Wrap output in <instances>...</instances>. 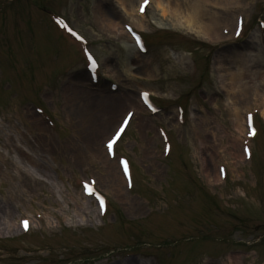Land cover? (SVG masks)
<instances>
[{
  "label": "rangeland",
  "instance_id": "obj_1",
  "mask_svg": "<svg viewBox=\"0 0 264 264\" xmlns=\"http://www.w3.org/2000/svg\"><path fill=\"white\" fill-rule=\"evenodd\" d=\"M93 2L0 0V264H264L263 103L256 93L237 100L242 115L254 113L258 132L247 139L233 124L214 64L218 54L252 45L264 68V0H240L245 9L234 14L225 9L230 26L236 15L245 23L239 36L227 26L214 42L161 16L150 1L145 27H134L147 46L142 53L102 29ZM105 2L101 13L126 19L115 0ZM47 10L83 43L55 29ZM86 54L97 59L94 82ZM77 75L104 96L82 115L69 106ZM141 88L157 112L140 104ZM126 110L130 127L109 150ZM119 155L130 161L131 182L120 174ZM83 181L104 196L103 211Z\"/></svg>",
  "mask_w": 264,
  "mask_h": 264
},
{
  "label": "bare ground",
  "instance_id": "obj_2",
  "mask_svg": "<svg viewBox=\"0 0 264 264\" xmlns=\"http://www.w3.org/2000/svg\"><path fill=\"white\" fill-rule=\"evenodd\" d=\"M118 8L123 11V17L125 20H117L116 13L113 10H108L107 12L101 13L100 7L103 2H97L94 0L93 10L96 12L95 17L99 20L102 29H107L108 34L113 35L118 40H123L124 42L129 43L131 41L130 34L124 29V22L131 24L137 29H142L145 27V14L139 12L137 7L132 4L133 0H115ZM149 8L154 6L159 10L161 16H165L166 13L173 19L176 24L180 26H185L186 29L192 30L198 37L208 40L209 42L218 41L222 39L225 35L222 31L227 26L230 27V30L234 28L236 16L233 19V27L230 26V19L228 17L222 16V13L228 11L230 14H234L237 11L244 10V4H240V0H150ZM208 3L213 5H223L221 8L222 11H211L207 8ZM214 8L216 6H213ZM106 9V8H105ZM99 11V14H98ZM124 21V22H123ZM153 23H159L158 20L154 19ZM131 46V43H130ZM252 49H256L252 45L247 46V51L244 49H237L235 52H229L226 54H218L214 59V64L221 78L222 87L227 93V97L231 102V114H233V124L238 129V131L243 130L244 127V114L242 115L241 108H237V100L239 97L250 98L252 95H258L260 101L263 103V108L261 110V115L264 116V68L259 65V56L252 54ZM134 56H129V64L132 66L135 64L138 59L136 58L137 52H134ZM85 75V74H84ZM256 78L259 85L252 79ZM90 82V81H89ZM87 79H81L79 75L76 76L74 82L72 83L74 94L71 96L69 101L70 108H75L76 112L82 115V108H87L94 106L101 102L102 96L101 92L95 90L91 83ZM80 94H78V89H80ZM262 89H260V88ZM87 89V97L81 99L82 92L84 89ZM143 89V88H141ZM76 90V91H75ZM76 93V94H75ZM108 95V94H107ZM110 96V95H109ZM73 97V99H72ZM127 100L132 101L135 104L133 98H127ZM77 107V108H76ZM138 107V106H137ZM139 109V107H138ZM74 112V111H73ZM125 114H123L124 116ZM122 118V117H121ZM120 121V120H119ZM131 124V122H130ZM130 124L126 128L128 131ZM123 133V134H126ZM123 136V135H122ZM121 136V137H122ZM113 164V163H112ZM111 164V165H112ZM111 166H109L110 168ZM117 168V166H116ZM217 172V168H216ZM121 174V173H120ZM218 172L216 173V176ZM122 176V175H120ZM205 177L208 183H213L212 171L205 173ZM7 206V205H5ZM7 209V207L5 208ZM9 210H4V207H1V213L4 215L7 214ZM13 227V226H12ZM131 260H128L130 262ZM126 262V261H125ZM132 262V261H131Z\"/></svg>",
  "mask_w": 264,
  "mask_h": 264
},
{
  "label": "snow or ice",
  "instance_id": "obj_3",
  "mask_svg": "<svg viewBox=\"0 0 264 264\" xmlns=\"http://www.w3.org/2000/svg\"><path fill=\"white\" fill-rule=\"evenodd\" d=\"M148 2H149V0H143V3L141 4V11L144 10V6ZM69 31H71V30L69 29ZM237 34H239V28H237ZM137 43H139V41H137ZM93 65H94V62H93ZM143 95H146V94H143ZM129 115H131V114H129ZM249 117H250V120H251V114H249ZM124 123L125 124L127 123V118H125ZM123 127H124V125H121V131L123 130ZM253 134H254V130L249 132V135H253ZM119 135H120V131H117L115 137H113V140H115L117 137H119ZM113 140H109V142H108L109 150H111ZM244 151H245L246 154L248 153L247 147L244 149ZM89 191H91V189H89ZM101 210H103V200H102V198H101ZM21 223L25 226V228H27V226H28V222L27 221H22Z\"/></svg>",
  "mask_w": 264,
  "mask_h": 264
}]
</instances>
